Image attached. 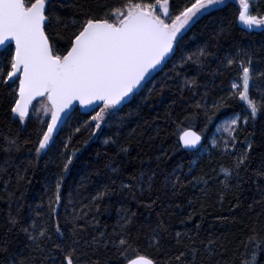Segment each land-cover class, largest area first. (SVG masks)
<instances>
[{
	"label": "trees",
	"instance_id": "1",
	"mask_svg": "<svg viewBox=\"0 0 264 264\" xmlns=\"http://www.w3.org/2000/svg\"><path fill=\"white\" fill-rule=\"evenodd\" d=\"M145 2L158 4V0ZM189 2L169 0L166 15L174 16ZM95 3L52 0L49 31L58 34L61 48L73 30L72 21L82 15L85 5ZM114 3L118 6L120 0ZM250 7L264 15V0H250ZM238 14L235 1L203 14L184 33L181 47L164 70L129 105L108 117L105 125L102 122L99 131L93 132L92 115L76 110L60 134L53 136L52 146L39 153L36 148L45 121L34 110L20 120L11 110L14 90L0 79V264H52L58 258L49 252L52 244L76 237L78 264H128L138 255H148L159 264H242L246 246L259 247L257 261L264 264V200L260 199L264 193L258 187L264 186V175H259L264 173V110L243 127L230 152L213 149L190 164L198 152H186L180 142L191 127L203 136V147L208 146L219 121L240 109L239 97L227 93L240 71L235 61L246 59L242 53L250 52L252 65L264 73V29L241 27ZM200 48L206 54L198 52ZM188 53L193 55L189 58ZM226 55L235 58L233 64L223 62ZM189 79L195 83L189 84ZM254 80L250 93L259 99L264 74ZM220 97L217 104L215 98ZM246 138L252 142L249 158L239 174L233 169L225 182L221 166L232 167L236 151L247 147ZM68 155L72 161L64 170ZM174 168L180 173L175 188L171 180L165 181ZM153 173L151 189L141 191L137 186L141 174L147 183ZM126 212L132 219L122 225L118 220ZM33 222L37 231L46 228L43 237L32 239L24 231ZM57 222L63 236L56 231ZM157 225L164 231L155 244L150 236ZM121 234L128 243H117ZM105 240L113 242L105 244ZM178 252L185 255L170 259Z\"/></svg>",
	"mask_w": 264,
	"mask_h": 264
},
{
	"label": "snow or ice",
	"instance_id": "2",
	"mask_svg": "<svg viewBox=\"0 0 264 264\" xmlns=\"http://www.w3.org/2000/svg\"><path fill=\"white\" fill-rule=\"evenodd\" d=\"M221 0H190L182 10L174 16L166 15L169 12V0H158L157 3L145 2V0H120L118 6L114 0H97V3L85 5L82 15L72 21L74 27L67 37L64 47H60L58 34L53 30L50 35L49 26L53 15L52 0H0V79L8 81L14 90V99L11 110L18 114L20 120L29 117L30 108L35 109L33 100L36 97H46L47 104L44 111L50 114V119L45 121L46 130L42 131L38 139L36 152L50 148L53 143V132L59 124L66 122L74 108V101L89 106L93 115V131L101 128L106 114L109 118L119 111V106L127 102L129 94L134 93L141 82L149 74L150 69L156 68L161 61L169 58V54L175 55L181 47L183 39L182 29L197 17L201 10H207L209 6L219 4ZM158 5L162 11L158 12ZM239 20L249 27L264 25V15L255 14L250 7V0H239ZM59 19V17H57ZM14 41V45L12 43ZM206 54L203 48L197 50ZM190 58L193 54L188 53ZM246 59L235 61L240 66V71L234 74L230 81V90L227 95L238 96L241 106L238 111L225 118L218 127L226 128L229 135L224 137L221 146L226 151L236 148L239 132L246 127L248 122L254 121L258 112L264 110V92L259 99L250 93V84L255 87L254 77L264 73L257 71L252 65L250 52L242 53ZM234 57L226 55L223 62L231 65ZM181 63L184 58H181ZM194 84V79L188 80ZM216 103H221L223 97L215 98ZM99 102V103H94ZM100 104L103 106L100 107ZM100 107L99 111L95 109ZM112 109V112H109ZM69 110V111H66ZM87 123V121H85ZM184 145H197L201 140L200 132L191 127L182 133ZM247 147L236 151L232 167L221 166L225 173V182L231 179L233 169L239 174L242 165L249 158V149L252 142L246 138ZM216 144L215 139L212 140ZM198 157H194L193 163ZM72 156H66L63 169L68 170ZM264 175V173H259ZM154 173L144 183L141 174V184L137 186L143 191L151 189ZM174 177V178H173ZM61 175L56 183L55 200L59 202ZM208 179H211L210 177ZM171 180L172 186L180 181V173L174 168L172 173L165 177V181ZM207 183V180H205ZM237 181V184H240ZM142 185V186H141ZM227 187H232L226 184ZM129 188L132 185H128ZM261 187L264 193V186ZM107 189V186H105ZM102 193L98 192L97 196ZM223 199V193L220 194ZM260 199L264 200V195ZM152 204L153 201H146ZM132 217L126 212L118 223L127 225ZM163 222L161 221V224ZM35 222L25 227V232H30V238L36 239L46 234L45 227L36 230ZM56 231L61 236L63 229L57 222ZM159 229V231H158ZM164 229L157 225L150 236V240L158 244L160 234ZM49 237L51 232H47ZM101 236L104 233L100 234ZM177 237L180 232H176ZM79 238L61 242L56 240L49 249L54 257L52 264H78L79 253L76 243ZM253 237H249L251 241ZM95 242V238H93ZM113 241L105 240L108 244ZM179 243V239L176 241ZM117 243H128L125 235L121 234ZM209 244L212 241L208 242ZM260 245V241L255 242ZM207 247V245H206ZM52 249L60 251L53 252ZM259 247L248 249L246 246V259L242 264H258L257 253ZM196 249H192L193 260ZM185 252H178L170 259L179 260ZM128 264H159L148 255H138L129 260ZM188 264H191L189 261Z\"/></svg>",
	"mask_w": 264,
	"mask_h": 264
},
{
	"label": "rangeland",
	"instance_id": "3",
	"mask_svg": "<svg viewBox=\"0 0 264 264\" xmlns=\"http://www.w3.org/2000/svg\"><path fill=\"white\" fill-rule=\"evenodd\" d=\"M229 1H235V2H237V3L239 4V0H221V2H220L219 4H217V5H215V6H209V7L207 8V10H201V13H200L197 17H194V18H193V21H190V22H189V25H186V26H185V29H182V33L184 34V33H185V32H186V31L192 26V24H193L197 19H199L203 14H205L206 12H208V11H210V10H213V9H215V8H217V7H221V6H223L224 4L228 3ZM240 26L243 27V28H245V29H247V30H257V31H259V30L264 29V25H255V24H254L253 26L249 27L248 25L244 24V23L241 22V21H240ZM251 86H252V85L250 84V88H251ZM241 103H242V102H241ZM46 104H47V99L45 98V99H43V100L38 101V102L35 103V109H31V112H32V110H34L35 112L37 111V113L41 116V118H42L44 121L50 119V114L44 111V107H45ZM99 110H100V108H99L98 110H96V111H99ZM31 112H30V114H31ZM109 112L111 113V112H112V109H109ZM91 115H93V113H92ZM257 115H258V114H257ZM29 116H30V115H29ZM229 116H230V115L226 116L225 118H227V117H229ZM108 117H109L108 114H106L105 121L103 122L104 125L106 124V121H107ZM256 117H257V116H256ZM225 118L221 119V120L219 121L218 125L222 124V122H223V120H224ZM68 121H69V120H68ZM90 124L93 125V124H92V120L90 121ZM218 125H217V127H216L214 133H213V134L210 136V138H209V145L203 147V148L197 153V155H196V157H198V159H196L197 161H198L200 158H202L204 155L209 154L213 149H217V150H219L220 152H227V151L221 146V142L224 140V137L227 136V135H229V134L227 133V129H226V128L218 127ZM64 126H65V125H64ZM93 127H94V126H93ZM63 128H64V127H63ZM93 132H94V131H93ZM213 139H215V140L217 141L216 144H213V143H212V140H213ZM236 142H237V141H236ZM232 150H233V149H232ZM232 150H231V151H232ZM221 175H222V176H225V173H223V172L221 171Z\"/></svg>",
	"mask_w": 264,
	"mask_h": 264
},
{
	"label": "water",
	"instance_id": "4",
	"mask_svg": "<svg viewBox=\"0 0 264 264\" xmlns=\"http://www.w3.org/2000/svg\"><path fill=\"white\" fill-rule=\"evenodd\" d=\"M12 43L14 45V41H12ZM176 52H177V50H176ZM176 52H175V54H176ZM174 56L175 55L169 54V58H166L165 60L161 61L160 64L158 66H156V68L150 69L149 70V74L146 75L145 79L141 82V85L138 86L137 89H134L135 95L129 94L128 97H127V102H125L122 105H120L119 106V109H123L125 106L129 105L134 100L135 96L139 95L144 90V88L146 87V85L148 83H150L159 73H161L164 70V68L166 67V65L174 58ZM45 98L46 97H36L33 100V104H35L36 102L41 101V100H43ZM94 103H99V102H94ZM73 104H74V108L71 109L70 118H71L72 114L76 110H80L81 113L86 114V115H91L93 113L92 111L89 110V106L79 104L78 101H74ZM102 106L103 105L100 104V107H102ZM100 107H97L95 110H98ZM66 111H69V110H66ZM30 112H31V108H30ZM30 112H29V115H30ZM17 116H18V114H17ZM70 118H68L65 123L58 125V129L57 130H54V132H53V136L54 137H56V136H58L60 134V132L62 131L64 125L68 122V120ZM26 119L27 118H25L24 120H26ZM99 130L100 129H98V131ZM98 131H97L96 135L98 134ZM194 131H196V130H194ZM196 132H198V131H196ZM180 142H181V145H182L183 149L186 152H190V153H197L204 146V138H203L202 135H201V140H200V142H198L197 145H191V146L184 145L183 144L182 135L180 137Z\"/></svg>",
	"mask_w": 264,
	"mask_h": 264
}]
</instances>
